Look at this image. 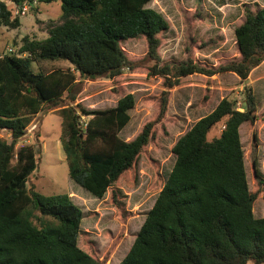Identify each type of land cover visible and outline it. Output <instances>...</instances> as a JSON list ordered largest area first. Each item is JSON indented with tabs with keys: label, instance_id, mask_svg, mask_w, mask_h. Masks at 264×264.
Listing matches in <instances>:
<instances>
[{
	"label": "trees",
	"instance_id": "obj_1",
	"mask_svg": "<svg viewBox=\"0 0 264 264\" xmlns=\"http://www.w3.org/2000/svg\"><path fill=\"white\" fill-rule=\"evenodd\" d=\"M18 9L24 4L60 3V16L38 22L46 37H24L17 54L0 55V264H104L78 245L81 209L66 193L42 195L29 188L39 149L15 145L34 117L69 104L62 118V151L70 180L101 199L134 166L153 138V123L131 140L119 136L130 120L132 94L105 110H84L74 103L78 81L112 78L131 66L121 43L143 37L156 62L148 75L164 78V88L182 76L211 77L230 72L244 82L264 61V7L245 8L233 30L238 57L213 68L190 58L159 65L157 35L168 28L162 15L145 5L151 0H6ZM5 0H0V27L16 29ZM37 61H63L69 67L36 72ZM240 111L222 98L207 115L176 139L171 147L172 168L151 209L146 213L127 253L117 264H264V217L253 216L258 191L248 188L239 128L256 119L250 89ZM159 100L157 120L167 106ZM80 109V110H79ZM79 110V113H78ZM81 114V115H80ZM80 116L89 117L81 122ZM221 123L219 135L208 139ZM253 147L256 134H251ZM264 188V180L255 171Z\"/></svg>",
	"mask_w": 264,
	"mask_h": 264
},
{
	"label": "rangeland",
	"instance_id": "obj_2",
	"mask_svg": "<svg viewBox=\"0 0 264 264\" xmlns=\"http://www.w3.org/2000/svg\"><path fill=\"white\" fill-rule=\"evenodd\" d=\"M5 4L13 16H18L20 26L16 29L0 27V55L17 54L26 36L44 39L46 33L38 22L55 20L61 13L59 2L35 4L33 8L27 5L24 15L15 14L16 8L10 2L5 0ZM256 6L264 7V0H151L145 7L160 13L168 24V28L157 35L159 65L190 58L205 68L216 69L237 58L233 30L241 24L243 10ZM121 47L131 62L130 68L126 67L112 78L80 81L76 77L79 91L70 105L100 111L113 107L122 96L132 94L135 104L129 112L130 120L119 136L131 140L146 124L153 123L152 140L134 166L101 199L94 198L68 176L59 114V110L69 104L65 93L59 107L44 109L34 117L25 135L15 145V149L34 145L40 151L37 167L27 180L28 187L42 195L68 194L83 213L79 247L104 264H117L130 248L172 168L174 156L170 150L176 139L199 118L209 114L222 98L233 100L242 111L244 93L250 89L255 96L256 119L251 124L241 125L239 133L248 188L251 192L258 191L253 216L264 217V188L255 178L256 171L264 180V61L249 73L245 82L230 72H218L211 77L192 74L180 77L177 85L165 89L163 77L148 75L156 61L150 57L143 37L127 40ZM68 67L63 61L32 64L34 71L43 73ZM163 91L167 92V106L158 121ZM88 118L80 116L81 122ZM221 129V123L215 125L207 138L217 137ZM253 132L256 134L254 147L251 142ZM0 136L9 138L3 133Z\"/></svg>",
	"mask_w": 264,
	"mask_h": 264
},
{
	"label": "built area",
	"instance_id": "obj_3",
	"mask_svg": "<svg viewBox=\"0 0 264 264\" xmlns=\"http://www.w3.org/2000/svg\"><path fill=\"white\" fill-rule=\"evenodd\" d=\"M29 6V5H28ZM16 10H15V14H20V15H24L25 12L27 11V5L24 4L22 8L18 9L17 7H15ZM10 51V49H9Z\"/></svg>",
	"mask_w": 264,
	"mask_h": 264
},
{
	"label": "crops",
	"instance_id": "obj_4",
	"mask_svg": "<svg viewBox=\"0 0 264 264\" xmlns=\"http://www.w3.org/2000/svg\"><path fill=\"white\" fill-rule=\"evenodd\" d=\"M246 80H247V79H246ZM246 80H245V81H246ZM245 81H244V82H245Z\"/></svg>",
	"mask_w": 264,
	"mask_h": 264
}]
</instances>
